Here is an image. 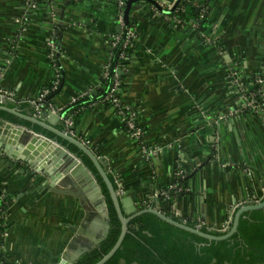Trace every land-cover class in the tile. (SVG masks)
I'll use <instances>...</instances> for the list:
<instances>
[{"label":"crops","instance_id":"1","mask_svg":"<svg viewBox=\"0 0 264 264\" xmlns=\"http://www.w3.org/2000/svg\"><path fill=\"white\" fill-rule=\"evenodd\" d=\"M174 1L155 0L158 12L149 0L132 3L136 38L120 72V98L136 109L142 141L158 155L145 159L105 103L78 112L75 137L108 160L120 195L149 206L165 190L162 210L218 226L233 220L246 195L264 194V113L240 110L245 97L235 81L249 90L264 73V0H210L200 32L176 27L164 11ZM116 15L114 0H0V90L13 96L5 100L35 98L50 84L52 35L62 72L53 104L65 108L102 87L111 40L121 30ZM178 171L184 179L169 195ZM44 182L27 163L0 155V185L11 199L0 219V264L57 263L85 243L71 226L85 227L95 203Z\"/></svg>","mask_w":264,"mask_h":264},{"label":"water","instance_id":"2","mask_svg":"<svg viewBox=\"0 0 264 264\" xmlns=\"http://www.w3.org/2000/svg\"><path fill=\"white\" fill-rule=\"evenodd\" d=\"M136 1L140 0L126 1L125 22L132 3ZM4 102L5 98L0 93V155L27 163L29 168L45 178L44 187L90 200L96 205L97 212L85 227L71 226L74 232L83 233L90 241L62 253L59 261L52 264H73L83 253L105 239L110 227L109 217V238L74 264H103L107 261L120 246L130 220L142 213H152L171 225L208 240H222L237 231L242 212L264 207V198L255 204L240 206L234 213L230 230L223 235L204 232L167 215L160 208L163 195L159 193L153 198V205L139 208L130 196L120 195L117 191L116 181L107 170L108 160L96 155L87 145L64 131L62 118L52 123Z\"/></svg>","mask_w":264,"mask_h":264},{"label":"trees","instance_id":"3","mask_svg":"<svg viewBox=\"0 0 264 264\" xmlns=\"http://www.w3.org/2000/svg\"><path fill=\"white\" fill-rule=\"evenodd\" d=\"M123 1L124 9L127 0ZM209 1L175 0L173 5L164 8V11L169 17L176 16L180 19V23H175L177 28L186 27L185 30H190L194 28L192 27V23H195L196 27L194 30L200 32L201 30H205L210 19ZM195 2H197L196 5ZM114 3L116 6V0H114ZM152 5H154L153 7L156 6V8H159L155 2ZM127 23L132 26L136 23V20L128 14ZM122 42L123 34L117 44L110 49V71L108 78L102 79L103 86L99 89L92 90L89 94L68 104L63 109L65 114L71 112L78 114L81 110L89 108L91 103L101 101L104 98L111 85L113 68L118 66L120 73L125 68L132 53V44L129 43L123 49ZM122 50H125V56L123 59H120L119 55ZM119 77H121V74H119ZM253 79L254 77L251 79L252 89L257 92L260 87ZM57 89L47 96L48 100H51V95ZM256 99L264 110V97L257 93ZM4 103L34 115V106L29 102H18V104L5 100ZM101 103L109 104L108 102L102 101ZM244 112L251 113L252 110L251 108H247ZM121 125L125 129L124 124L121 123ZM183 179L184 174L182 177L175 175L173 182L177 183V185L179 184V187H181L180 184ZM2 189L6 190L4 186L0 185V194L2 193ZM173 191L175 189H171L169 195ZM178 193L177 191L176 194ZM263 198L264 194L260 199L262 200ZM10 202L9 195L7 196V192H4L0 197V208L5 214L7 213ZM138 206L139 208H145L148 205L142 204ZM164 212L176 220L183 221L170 212ZM184 222L189 226H195V223L190 220ZM109 224L108 234L100 243L109 238L111 230L110 217ZM230 228L231 225L227 231L219 232L200 227L202 231L214 235H223ZM96 246L83 253L77 260ZM103 264H264V207L242 212L239 217L237 231L222 240H208L200 235L171 225L152 213H142L130 220L128 223V231L120 246Z\"/></svg>","mask_w":264,"mask_h":264},{"label":"built area","instance_id":"4","mask_svg":"<svg viewBox=\"0 0 264 264\" xmlns=\"http://www.w3.org/2000/svg\"><path fill=\"white\" fill-rule=\"evenodd\" d=\"M123 5H124L123 0H116V6H115L116 11H117L116 16H117V22L121 26V31L120 33H117L112 37L111 47H114L117 44V42L121 39V35L123 34L122 46H123V49H125V47L129 43L132 44V41L136 38V28L134 25L130 26L128 25L127 22H125ZM172 5L173 4L167 6V8ZM153 9L155 12L159 11L158 10L159 8L154 7ZM181 10H183V8H181ZM172 19L175 23H180V19L177 18L176 16H173ZM192 27L195 28L196 24L192 23ZM47 47H48L49 62H50V65L54 73L52 81L50 82L49 85H47L40 91L37 97L32 98V99H26V100L19 101V102H29L30 104L34 106L35 116L40 117V118L44 117V119L52 123H55V120H57L58 118H62L64 120V131L72 134L75 137L76 131H75L74 123H75V117L77 114L75 112L65 114V112H63L64 108L56 107L53 104L52 100L47 99V96L53 91H55L60 86L61 77H62L61 64H60L61 52L55 42L54 35H52V38L47 41ZM124 56H125V50H122L120 52L119 57L120 59H123ZM109 68H110V57H109L108 62L104 65L103 72H102V79L108 78L109 71H110ZM112 71H113V77L111 78V85L106 95L101 101L109 103V105L113 108L114 113L119 118L120 122L124 124L125 130L128 132V134L133 139H135L139 143L141 153L144 156V158L147 160L151 159L152 157L158 155L159 149L157 147L148 148L143 143L142 141L143 128H142V125L140 124L139 115L137 114L136 109L131 107L129 104L123 102L122 99L120 98V95H118L120 91V86H121V79L119 77L120 73L118 70V66H115ZM1 77H2V74L0 73V78ZM253 80L260 87V89L257 92L252 89L253 86L251 89L245 90L246 88L244 89L242 86L243 82L240 81L238 77H235V81L236 83H238V86L240 87L241 91L244 93V97H245L244 102L240 106V110L242 111V110H246L247 108H251L253 113L262 114L264 113V110L261 108L260 104L258 103L256 96H257V93H259V95L264 97V73H260L256 75ZM102 86H103V83H102ZM91 91L92 89H87L79 93L76 97H72L68 104H71L76 99L89 94ZM0 93L5 99H9L13 97L11 93H8V92H3L0 90ZM101 101H98V102L95 101L91 103L89 107H92L95 104L101 103ZM175 175H179L182 177L183 173L182 171H178L176 172ZM168 189L178 190L180 188H178L177 183L172 182L168 186ZM117 191H118V188H117ZM4 192H6V190L2 189V193L0 194V197L3 195ZM161 194L163 195V197H166V198L169 197L165 190ZM260 198L261 197H257L254 194H248L246 195V198L242 199L240 202L237 203L236 207L258 203L259 201H261ZM5 216H6L5 212H3L2 209L0 208V219L2 222L4 221ZM231 222L232 220L229 219L218 226H214V225L208 224L203 219H197L194 223H195V226L198 228L204 227L208 230H216L219 232H225L230 227ZM3 236H6L5 231L3 232Z\"/></svg>","mask_w":264,"mask_h":264},{"label":"flooded vegetation","instance_id":"5","mask_svg":"<svg viewBox=\"0 0 264 264\" xmlns=\"http://www.w3.org/2000/svg\"><path fill=\"white\" fill-rule=\"evenodd\" d=\"M84 238H85V243H88L90 241V239L88 237L84 236Z\"/></svg>","mask_w":264,"mask_h":264}]
</instances>
